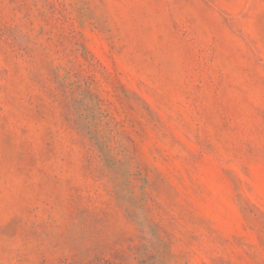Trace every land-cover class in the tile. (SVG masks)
I'll list each match as a JSON object with an SVG mask.
<instances>
[{"label":"rangeland","instance_id":"1","mask_svg":"<svg viewBox=\"0 0 264 264\" xmlns=\"http://www.w3.org/2000/svg\"><path fill=\"white\" fill-rule=\"evenodd\" d=\"M0 264H264V0H0Z\"/></svg>","mask_w":264,"mask_h":264}]
</instances>
